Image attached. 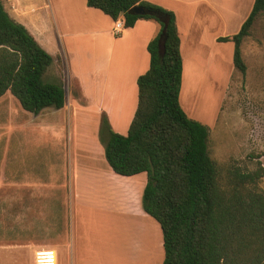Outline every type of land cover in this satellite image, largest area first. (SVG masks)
<instances>
[{
  "label": "crops",
  "instance_id": "crops-1",
  "mask_svg": "<svg viewBox=\"0 0 264 264\" xmlns=\"http://www.w3.org/2000/svg\"><path fill=\"white\" fill-rule=\"evenodd\" d=\"M144 1L176 15L183 60L180 104L189 114L190 106L184 95L187 97L190 94L185 93V82L200 74V61L207 64L208 71L215 62L219 65L221 46L226 49L225 63L233 61L234 44L218 41L223 37L220 30V2ZM51 2L53 36L59 47L53 42V36L46 35L45 29L34 27L27 20L22 21L25 11L18 12L14 6L11 14L8 13L25 26L38 44L54 58L49 72L54 71L58 76L53 79L46 77V81H62L59 71L63 73V68H66L70 85V90L66 86V105L59 110L51 111L48 108L32 115L31 123L23 124L20 129V147L15 153L21 156L27 141L26 134L39 131L41 135H50L54 132L55 135L47 141L49 146L53 143L49 151L50 154H56L58 164L56 171L55 168L45 169L44 165L39 170L37 165H31L15 155L23 168L15 176L11 174L4 177V189L0 188L1 193L4 190V210L7 214V210L13 209L16 200L13 193L20 190L22 226L43 225L48 217L40 211H58L52 223L56 227V244L52 250L58 255V264H117L116 257L118 264L121 258L125 264H157L164 252L162 230L159 223L152 221L155 219L147 215L141 206L147 175L141 173L124 177L114 173L105 159L98 133L102 115H106L115 132L121 135L128 132L138 105L137 80L149 70L148 45L158 34L160 26L151 20H139L134 27L124 28L116 35L114 20L100 10L88 7L87 0ZM242 21L235 23L236 27L229 36L239 32L244 23ZM60 113L69 115L71 121V145L65 156L62 148L64 144L57 138L59 127L49 122L51 118L57 120ZM26 124L37 127L28 131L27 128L32 127H26ZM79 127L85 131L84 137L78 133ZM90 134H93V138L88 145L84 141ZM109 219L115 230H112V237L108 235L107 242V231L103 225ZM9 220L11 223H7L6 219L1 222L12 225V217ZM27 235L21 242L13 243L9 232L0 233V264H23L19 258L26 257L25 253L32 256L26 247L33 245L26 242L32 243L39 239ZM110 247L113 248V261ZM125 256L130 258L127 263Z\"/></svg>",
  "mask_w": 264,
  "mask_h": 264
},
{
  "label": "trees",
  "instance_id": "trees-1",
  "mask_svg": "<svg viewBox=\"0 0 264 264\" xmlns=\"http://www.w3.org/2000/svg\"><path fill=\"white\" fill-rule=\"evenodd\" d=\"M124 28L139 20L160 26L148 45L149 70L137 80L138 105L126 135L112 130L103 115L99 141L114 173L147 175L141 206L162 230V264H264V167L252 172L232 168L223 179L209 151V128L189 117L180 104L183 60L174 12L144 0H87ZM142 7L151 14L132 12ZM264 18V0L233 36V66L243 75L247 66L242 43L257 16ZM54 58L25 26L15 21L0 0V98L7 92L32 114L62 109L67 92L48 82Z\"/></svg>",
  "mask_w": 264,
  "mask_h": 264
},
{
  "label": "rangeland",
  "instance_id": "rangeland-1",
  "mask_svg": "<svg viewBox=\"0 0 264 264\" xmlns=\"http://www.w3.org/2000/svg\"><path fill=\"white\" fill-rule=\"evenodd\" d=\"M7 12L11 14V9L15 6L18 12L25 11V15L22 21L27 20L34 27L39 29H45L47 36L52 37L54 30L50 19V12L53 10L51 0H3ZM220 13H221V32L223 37L229 36L232 29H234L235 23L245 21L249 16L254 0H219ZM242 21V22H243ZM228 33V34H226ZM54 38V36H53ZM221 38V37H220ZM53 40V39H52ZM53 42L57 47L59 44L54 38ZM223 43V42H220ZM225 48L221 46L220 64L215 62L213 68L209 71L206 69L207 64L201 63V72L195 76L192 80H186L185 93H189L187 102L189 103V116L195 120L200 121L206 125L210 130L209 136V151L211 157L218 163L220 167L221 176L226 179L229 171L232 168H239L244 172H252L258 167L260 163L264 167V18L262 15L256 17L253 26L250 31V35L246 37L242 43V56L247 66L246 74L243 75L233 66L232 62L225 63L224 55ZM208 53V51H206ZM62 59V57H61ZM63 61V60H62ZM56 72H47L45 79H53L58 75ZM59 76H62V83L65 87L70 85L68 81V75L66 68H63V73L60 70ZM75 92L73 95L75 96ZM190 98V100H189ZM184 99V98H182ZM51 111H54L53 108ZM34 114L26 112L22 109L19 102L7 92L0 98V188L4 189V177L10 176L22 170L21 161L16 159H25L27 163L31 165H37L38 169H43V165L46 168H55L58 164L56 154H50V147L53 143H48V139L52 138L55 134L41 135L39 131L34 134H26V143L21 153L15 154L19 150V132L23 124L33 120ZM103 116V115H102ZM101 116V117H102ZM51 124L54 122L59 127V135L57 138L62 141L63 153L66 154L69 146L71 145V121L69 115L59 114L57 120L49 121ZM29 130H34L35 127L31 124H26ZM51 133V132H50ZM78 133L84 137L85 131L79 127ZM99 134V133H98ZM125 133L124 135H126ZM47 136V137H46ZM49 136V137H48ZM45 137V138H44ZM44 138V139H42ZM61 138V139H60ZM86 142L88 145L92 143L91 138L93 134L86 136ZM42 139V140H41ZM55 139V138H54ZM44 140V141H43ZM53 141V140H51ZM99 141V135H98ZM100 143V141H99ZM101 144V143H100ZM102 145V144H101ZM42 152V153H41ZM16 155V156H15ZM33 163V164H32ZM67 162L65 163V165ZM41 165V166H40ZM44 172V171H42ZM259 188L264 192V179L259 182ZM3 191L0 192V233L4 231L13 238V243L21 242L27 234L30 237L39 239L38 241H32V243L26 242V244L33 245L32 247H26V251L32 256L19 258V261L23 264H34L35 252L40 250L39 248L53 249L56 244L54 242V232L56 227L52 225L53 216L58 211L48 209L42 210L41 213H45L46 218L43 225L22 226L21 217V203L20 190H16L13 193V198L16 199L13 202V209L11 211L4 210ZM10 213V214H8ZM12 217V225H4L1 221L7 220V223H11L9 219ZM153 219V218H152ZM41 221V220H39ZM156 221V220H152ZM24 225V224H23ZM106 229V235L108 242V235L112 230H115V226L111 224L110 219L105 221L103 225ZM5 227V228H4ZM97 230V227H95ZM11 231V232H10ZM109 232V234H108ZM99 233V231H98ZM121 237V234H120ZM136 245L135 243H133ZM37 249V250H36ZM106 251L108 248L106 247ZM111 261L113 248H109ZM149 253H151L149 251ZM126 257V263L130 261ZM123 260V258H121ZM120 260V264H125ZM164 260V252L157 264H161ZM118 264V259L116 257ZM156 264V263H155Z\"/></svg>",
  "mask_w": 264,
  "mask_h": 264
},
{
  "label": "built area",
  "instance_id": "built-area-1",
  "mask_svg": "<svg viewBox=\"0 0 264 264\" xmlns=\"http://www.w3.org/2000/svg\"><path fill=\"white\" fill-rule=\"evenodd\" d=\"M124 29L123 22L119 19L114 23V33L120 34ZM34 264H58V255L51 249H40L35 252Z\"/></svg>",
  "mask_w": 264,
  "mask_h": 264
},
{
  "label": "water",
  "instance_id": "water-1",
  "mask_svg": "<svg viewBox=\"0 0 264 264\" xmlns=\"http://www.w3.org/2000/svg\"><path fill=\"white\" fill-rule=\"evenodd\" d=\"M132 12L138 15H146V14H151L150 11L145 10L142 7H135L132 9Z\"/></svg>",
  "mask_w": 264,
  "mask_h": 264
}]
</instances>
